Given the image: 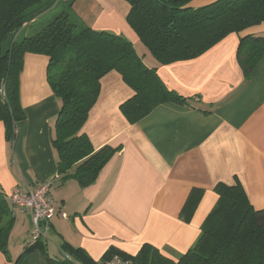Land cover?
Returning a JSON list of instances; mask_svg holds the SVG:
<instances>
[{
  "label": "crops",
  "instance_id": "crops-1",
  "mask_svg": "<svg viewBox=\"0 0 264 264\" xmlns=\"http://www.w3.org/2000/svg\"><path fill=\"white\" fill-rule=\"evenodd\" d=\"M73 10L93 29L128 38L168 89L187 100L160 104L131 123L121 105L134 90L118 71L109 72L82 132L96 150L107 144L120 149L92 184L82 186L73 177L61 181L52 145L61 104L48 81L49 58L25 54L20 98L26 117L16 123L12 140L0 122V191L9 197L18 187L51 182L57 214L46 240L49 254L66 257L62 246L68 243L99 261L110 246L136 254L151 244L177 259L199 238L220 182L240 184L253 207L264 209V58L249 74L238 58L240 40L264 37V22L196 58L161 65L128 23L126 0H74ZM193 188L204 194L186 221L181 211ZM10 204L15 222L7 250L0 248V264H48L38 249L21 257L31 242L32 218L29 210ZM50 241L56 245L52 251Z\"/></svg>",
  "mask_w": 264,
  "mask_h": 264
},
{
  "label": "trees",
  "instance_id": "trees-1",
  "mask_svg": "<svg viewBox=\"0 0 264 264\" xmlns=\"http://www.w3.org/2000/svg\"><path fill=\"white\" fill-rule=\"evenodd\" d=\"M58 0H0V122L12 140L16 123L26 114L20 98V76L28 52L48 56L49 84L60 100L52 145L58 153L59 179L76 178L82 186L98 175L120 147L96 150L82 132L101 92V80L118 71L134 90L121 108L136 123L158 105L184 103L187 98L168 89L156 67L146 65L135 45L124 35L96 30L74 12V0L51 18L40 19ZM128 23L161 65L189 60L210 50L231 34L264 22V0H216L193 8L192 0H126ZM42 15V16H41ZM27 30L18 40L17 35ZM238 58L249 74L264 58V37L240 40ZM219 199L202 224L196 243L177 259L151 244L136 253L110 246L99 261L84 249L65 243L64 258L52 257L47 241L27 244L21 257L41 250L48 264H264V209L249 202L240 185L218 183ZM204 194L193 188L181 215L190 221ZM15 218L9 197L0 191V248L7 250Z\"/></svg>",
  "mask_w": 264,
  "mask_h": 264
},
{
  "label": "built area",
  "instance_id": "built-area-1",
  "mask_svg": "<svg viewBox=\"0 0 264 264\" xmlns=\"http://www.w3.org/2000/svg\"><path fill=\"white\" fill-rule=\"evenodd\" d=\"M51 187V182H38L34 186L18 187L9 195V199L15 207L30 211L32 218L31 242L49 239L51 220L57 214ZM62 216L67 217L68 215L66 212H62ZM109 264L129 263L115 260Z\"/></svg>",
  "mask_w": 264,
  "mask_h": 264
},
{
  "label": "rangeland",
  "instance_id": "rangeland-1",
  "mask_svg": "<svg viewBox=\"0 0 264 264\" xmlns=\"http://www.w3.org/2000/svg\"><path fill=\"white\" fill-rule=\"evenodd\" d=\"M66 3L65 0H58L57 3L54 5V7H52L50 10H48L46 13H45V16H42V18L40 19H47V18H51L53 17L54 15H57L62 9H63V6L64 4ZM27 30L26 29L25 31H21L18 35H17V38L18 40H21L27 33ZM143 44V43H142ZM147 48V47H146ZM149 50V49H148ZM151 53V52H150ZM10 200V199H9ZM10 202L12 203V201L10 200ZM49 245H50V248H51V251L56 249V245L50 241L49 242Z\"/></svg>",
  "mask_w": 264,
  "mask_h": 264
}]
</instances>
